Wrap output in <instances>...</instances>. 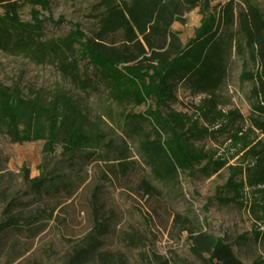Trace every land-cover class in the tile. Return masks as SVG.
<instances>
[{"label": "trees", "instance_id": "1", "mask_svg": "<svg viewBox=\"0 0 264 264\" xmlns=\"http://www.w3.org/2000/svg\"><path fill=\"white\" fill-rule=\"evenodd\" d=\"M103 0L97 32L89 38L79 25L60 45L72 52L79 47V55L71 63L61 67L72 69L77 59L87 61L94 75L110 91L113 99L126 101L140 107L148 101L154 104L144 113L133 118L151 125L153 139H146L142 147L152 171L158 179H173L177 173L190 174L196 165L207 160L206 166L219 171L226 164L221 155L217 158L199 151L190 143L196 136L210 133L200 129L197 121L179 112L163 113L176 99V84L188 83L197 94H214L222 85L231 58L233 43L243 42L248 61L254 72H245V80L253 85L250 96L253 102L248 118V131H238L229 139L228 152L239 156L241 166L229 167L230 176L223 189L230 194L217 198L219 203H233L264 207V17L253 0ZM34 9L49 12V0H27ZM0 15V49L14 43L16 49L33 51L37 57L53 54L52 44L38 41L46 24L59 25L62 18L54 21L44 18L40 11L32 10L31 22L22 23L16 9L9 5ZM198 10L201 20L194 37L186 46L172 29L174 23L185 24L186 13ZM213 107V106H212ZM228 115L239 117L237 112ZM222 116V115H221ZM224 117V116H223ZM218 121L213 126H218ZM229 120V116L226 117ZM85 120L71 99L56 96L50 104L36 98H24L18 87L6 88L0 84V134L11 143L44 141L46 156L64 151L68 158L79 155L93 145L90 135L84 131ZM258 131L263 138L250 140V133ZM8 158L0 151V199L4 206L0 219V241L11 238L25 228L35 226L49 218L56 208L75 195L76 190L68 181L55 183V178L45 175L23 181L34 195L28 203L21 201L18 193L6 195L2 190ZM204 167V168H205ZM245 176L240 180L237 177ZM141 200L159 197V191L148 180L139 183ZM65 197L61 199L62 195ZM60 198V199H59ZM38 203L43 207L36 213L24 214L20 209ZM39 205V206H40ZM97 194L88 204L92 227L67 260V264H130L122 251L107 247L110 237L116 236L115 216L107 211ZM209 205V204H208ZM207 205V206H208ZM154 214H157L154 211ZM160 221V218H157ZM168 231L170 237L186 235L190 255L199 264H216L217 256L232 259V249L224 238L206 234L196 229L190 220L179 214L173 217ZM152 224L153 219L145 220ZM154 224V222H153ZM161 224V223H160ZM264 224V221L261 223ZM155 228H158L154 225ZM168 223L161 224L166 231ZM43 231L41 228L37 233ZM259 235L262 237L264 233ZM128 249L141 248L148 237L137 229L122 231L117 235Z\"/></svg>", "mask_w": 264, "mask_h": 264}, {"label": "rangeland", "instance_id": "2", "mask_svg": "<svg viewBox=\"0 0 264 264\" xmlns=\"http://www.w3.org/2000/svg\"><path fill=\"white\" fill-rule=\"evenodd\" d=\"M102 1L49 0L50 11L43 12L39 7L34 9L27 0H0V15L13 5L22 23L31 22L33 9L55 22L60 18L64 20L59 25L46 24L37 38L52 44L51 55L40 58L33 51L16 49L14 43L0 49V84L9 89L18 87L25 99L36 98L47 105L58 95L71 99L84 117V131L93 140L92 146L68 158L60 146L53 155L46 156L43 140L17 144L0 134V151L8 158L2 180V190L7 197L18 193L24 203L33 199L34 195L29 194L23 181L26 173L30 178L43 175L55 178L56 184L68 181L76 190L73 198L59 205L52 217L49 218L48 211L35 226L0 241V264H67L92 227L87 207L94 194L116 217L113 221L116 236L108 239L107 247L124 252L130 264H199L190 255L185 234L168 235L177 214L190 220L199 231L224 238L230 245L233 261L228 256H217L214 263L264 264V236L259 235L264 233V224H261L264 207L217 201L218 197L230 196L223 189L230 176L228 168L241 166L240 155L227 151L229 139L238 131H248L249 127L253 85L245 80L244 73L255 70L243 50V42L233 43L226 76L214 94H197L188 83H177L176 99L163 110L164 114H185L197 121L200 129L210 131L203 137L191 138L190 143L208 156L221 155L226 160L225 166L215 171L212 166L205 167V160L190 174L178 172L176 178L160 180L141 148L146 139L154 138L151 125L133 118L153 108L154 104L148 101L135 107L130 102L113 99L92 67L80 58L72 69L61 67L62 63L68 65L79 55V47L73 46L71 52L62 47L60 41L68 37L75 24L87 37L94 38L104 8ZM253 2L264 17V0ZM200 20L201 15L195 9L186 13L184 25H172L183 46L194 37ZM233 111L239 117L228 115ZM219 116L218 126H213ZM249 136L250 140L263 138L256 130ZM141 180H148L159 191L158 199L141 200L138 188ZM60 196V200L65 197ZM39 205L33 203L20 210L24 214L36 213L43 209ZM3 206L0 199V219ZM148 218H152L154 224L147 225L144 219ZM164 222L168 223L166 231L161 229ZM41 228L43 231L37 233ZM135 229L147 236L148 241L141 248L128 249L117 235Z\"/></svg>", "mask_w": 264, "mask_h": 264}]
</instances>
